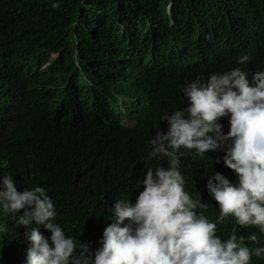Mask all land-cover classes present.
<instances>
[{
  "label": "clouds",
  "instance_id": "1",
  "mask_svg": "<svg viewBox=\"0 0 264 264\" xmlns=\"http://www.w3.org/2000/svg\"><path fill=\"white\" fill-rule=\"evenodd\" d=\"M203 1L204 10L192 13L177 12L174 0H164V16L156 20L151 36L141 40L140 55H149L147 70L159 76L201 72L183 89L188 106L165 113L159 125L150 126L146 150L155 161L143 165L142 190L136 189L131 198L118 197L124 194L118 178L92 167L90 174L100 185L117 183L108 199L102 186L93 198L90 209L102 210L98 225L103 217V223L109 222L94 243L85 231L76 238L54 222L57 213L44 187L19 191L10 174L0 175V264H250L253 255L264 256V247L250 248L245 244L247 234H237L238 226L264 233V40L263 31L254 25L264 26V0ZM40 4L39 13L50 4L59 7L58 0ZM115 10V27L130 35L133 25L119 20L124 9L117 0L115 7L110 0H80L73 27L103 28ZM237 10L246 22L244 29L256 30L252 57L217 65L228 54L219 48L230 44L219 33L226 25H237L233 15ZM205 31L213 42L206 53H196ZM12 42L13 46L19 42L14 31ZM54 46L52 41L38 49L49 53L43 63L36 60L34 69L27 62L17 64L26 73L30 91L58 90L49 104L52 120L69 125L87 120L122 133L131 131L128 147L143 149L141 123L155 104L156 87L127 80L121 63L115 64L111 82L94 64L82 68L80 78L62 79L57 72L62 63L53 66L60 55V50H50ZM74 61L82 67L76 51ZM146 75L147 71L141 73L143 80ZM9 94L0 84L2 115ZM100 138L88 140L84 150L96 149ZM186 154L199 156L210 169L204 181L195 178L203 174L200 166L191 172L179 170ZM192 193L201 194L203 202L191 198ZM206 202L216 208L218 217L197 211L206 210ZM248 239L259 242L255 234Z\"/></svg>",
  "mask_w": 264,
  "mask_h": 264
},
{
  "label": "trees",
  "instance_id": "2",
  "mask_svg": "<svg viewBox=\"0 0 264 264\" xmlns=\"http://www.w3.org/2000/svg\"><path fill=\"white\" fill-rule=\"evenodd\" d=\"M58 1V8L52 7L57 3L55 1L39 13L40 0H0V84L10 90L3 115L0 110V175L10 174L19 191L44 187L55 206L57 215L54 222L76 238L84 235L82 231H85L87 238L95 243L93 238L98 236L101 239L104 228L109 224L103 223V217L98 225L100 218L97 214L102 210L90 209L99 186L104 187V199L110 197L117 183L124 193L118 196L121 198H131L129 196L136 193V189L142 190L139 183L144 178L143 165L148 160L155 161L148 158L146 150L150 126L159 125L165 113L171 114L188 106L183 89L198 79L201 72L179 71L159 76L147 70L149 55H140L143 49L141 40L151 36L156 20L164 16V0H155L151 6L145 4L149 0H117L124 9L119 20L125 25H133L128 36L123 35L118 26L115 27L117 10L112 21L103 28L83 24L75 28L73 22L77 19L75 11L80 0ZM110 2L115 7L116 0ZM205 4L203 0H174L173 7L177 12L200 13ZM233 15L237 25H226L219 33L230 44L219 48L220 52L228 54L219 58L217 65L233 64L245 55L251 59L254 51L256 30L244 29L246 22L240 11ZM254 25L263 31L264 40V26L257 22ZM12 31L19 37L14 46ZM126 32H129L128 28ZM52 41H55V46L50 50H60L53 66L58 61L62 63V68L57 70L62 79L66 75L80 78L81 69L94 64L101 67L104 77L111 82L115 64L121 63L127 80L148 89L156 87L155 104L141 123L144 129L143 149L128 147L126 138L130 137L131 131L122 133L110 127L92 125L87 120L74 125L52 120L49 104L58 90L30 91V85L23 77L26 73L17 66L27 62L34 69L36 60L38 64L43 63L49 49L42 53L38 49ZM212 42L210 34L205 31L195 52L206 53V47ZM75 43L77 49L73 46ZM75 51L82 65L80 68L74 61ZM144 71H147L145 80L141 77ZM98 137L101 138L96 149L85 151L86 142ZM200 161L199 156L186 154L180 158L179 170L191 172L200 166L203 174H197L195 178L204 181L210 169ZM92 167L99 173L117 177L118 182L100 185L90 174ZM237 229L238 236L247 234L244 237L248 247H264V233L258 228L238 226ZM253 229L255 231L249 234ZM252 234L259 237L258 243L248 239ZM250 264H264V256L258 258L253 255Z\"/></svg>",
  "mask_w": 264,
  "mask_h": 264
},
{
  "label": "rangeland",
  "instance_id": "3",
  "mask_svg": "<svg viewBox=\"0 0 264 264\" xmlns=\"http://www.w3.org/2000/svg\"><path fill=\"white\" fill-rule=\"evenodd\" d=\"M191 198L193 199H202L201 202H203V196L201 194H197V193H192ZM208 204V207L206 210H201V209H197L198 212H203L204 215H207L208 212L212 213L213 216L216 218L219 216L218 211L216 210V208L213 207V205L211 204V202H206Z\"/></svg>",
  "mask_w": 264,
  "mask_h": 264
}]
</instances>
